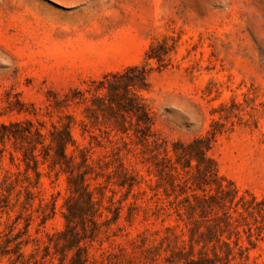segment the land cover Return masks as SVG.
<instances>
[{
  "label": "rangeland",
  "instance_id": "374dc122",
  "mask_svg": "<svg viewBox=\"0 0 264 264\" xmlns=\"http://www.w3.org/2000/svg\"><path fill=\"white\" fill-rule=\"evenodd\" d=\"M137 65L148 70L146 89L135 93L155 136L169 149L214 136L207 153L219 172L264 198V0H0V124L29 119L45 132L71 116L74 143L66 152L76 161L87 154L97 174L92 187L100 183L104 193L99 227L82 242L86 264H173L168 244L179 243L165 229L174 216L152 214L148 154L114 117L87 109L105 95V76ZM24 145L0 142V245L6 233L20 234L24 257L40 246L39 259L43 242L64 228L66 176L40 164L35 184L21 160ZM122 165L138 178L130 192L114 183ZM253 210L238 220L228 264H264V205ZM223 238L233 245L235 235Z\"/></svg>",
  "mask_w": 264,
  "mask_h": 264
},
{
  "label": "trees",
  "instance_id": "16d2710c",
  "mask_svg": "<svg viewBox=\"0 0 264 264\" xmlns=\"http://www.w3.org/2000/svg\"><path fill=\"white\" fill-rule=\"evenodd\" d=\"M153 50L154 42L145 53L147 58L152 56ZM157 59L160 66L161 59ZM147 75L145 66L137 65L110 74L111 79L105 76L101 81L106 89L105 95L95 97V108L87 109L96 118L99 111L114 117L118 130L133 135L135 144L141 145L142 152L148 154L149 170L154 179L145 181L156 199L152 214L162 217V220L174 216L176 221V224L165 227L179 240L175 246L168 244L167 260L173 264H228L240 239L238 220L245 218V214L254 216V206L264 205V198L258 199L249 189H241L219 172L217 163L207 153L214 136H198L187 143L174 142L171 149L166 140L155 136L152 117L135 93V90L146 89ZM12 109L24 111L20 107ZM127 117L136 122L133 124ZM127 121L129 125H126ZM72 122L73 118L68 115L66 121L53 124V129L45 132L42 131L43 125L36 126L29 119L0 124L1 143L6 140L26 143L19 148L21 160L25 170L34 172L35 184L42 176L39 165L46 164L51 170L65 174L67 189L62 204L64 228L49 236L48 243L47 239L43 242L40 258H36L40 246L25 258L20 251L23 244L19 240L20 234L10 236L6 233L8 236L0 245V254L8 255L6 264H47L53 259L57 264L87 262V246L82 242L85 243L86 237L92 238L99 227L100 222L95 217L102 213L104 193L100 183L92 187L91 180L96 179L97 174L88 162L87 154L82 152L80 161H76L66 152L67 147L74 143L70 133ZM114 174L117 176L114 183L125 187L127 192L138 183L136 175L123 165ZM120 208L114 210L112 220L118 219ZM46 220L47 214H44L41 223ZM175 228L180 232L176 233ZM12 229L10 225L9 231ZM225 231L234 233L233 245L223 238ZM248 232V240L252 241L250 229ZM227 239H230L229 235ZM11 244L13 246L9 247Z\"/></svg>",
  "mask_w": 264,
  "mask_h": 264
}]
</instances>
